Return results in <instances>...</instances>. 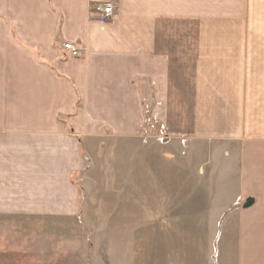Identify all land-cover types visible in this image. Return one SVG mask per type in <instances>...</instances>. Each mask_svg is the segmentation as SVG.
<instances>
[{
  "label": "crops",
  "instance_id": "1",
  "mask_svg": "<svg viewBox=\"0 0 264 264\" xmlns=\"http://www.w3.org/2000/svg\"><path fill=\"white\" fill-rule=\"evenodd\" d=\"M105 1L108 20L90 13ZM145 119L264 190V0H0L1 262L78 214L93 142L153 136Z\"/></svg>",
  "mask_w": 264,
  "mask_h": 264
},
{
  "label": "rangeland",
  "instance_id": "2",
  "mask_svg": "<svg viewBox=\"0 0 264 264\" xmlns=\"http://www.w3.org/2000/svg\"><path fill=\"white\" fill-rule=\"evenodd\" d=\"M144 122L153 136L93 142L76 179L78 214L59 218L57 232L42 231L41 249L11 250L0 264H235L236 241L247 247L244 264H264L262 185L228 178L225 153L210 165L208 142L182 154L184 143L167 135L163 120ZM247 194L259 197L253 210L223 220Z\"/></svg>",
  "mask_w": 264,
  "mask_h": 264
},
{
  "label": "built area",
  "instance_id": "3",
  "mask_svg": "<svg viewBox=\"0 0 264 264\" xmlns=\"http://www.w3.org/2000/svg\"><path fill=\"white\" fill-rule=\"evenodd\" d=\"M114 4L111 1L97 2L90 6V13L100 19H108L112 16ZM63 48L71 51L73 54L79 53V48L70 42L63 44Z\"/></svg>",
  "mask_w": 264,
  "mask_h": 264
},
{
  "label": "water",
  "instance_id": "4",
  "mask_svg": "<svg viewBox=\"0 0 264 264\" xmlns=\"http://www.w3.org/2000/svg\"><path fill=\"white\" fill-rule=\"evenodd\" d=\"M252 203H253V199L252 198H247L245 200V202L243 203V207L244 208L249 207Z\"/></svg>",
  "mask_w": 264,
  "mask_h": 264
}]
</instances>
